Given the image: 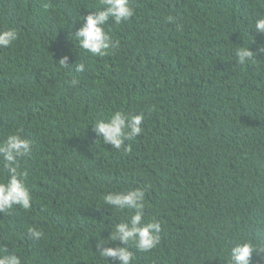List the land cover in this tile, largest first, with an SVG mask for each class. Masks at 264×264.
<instances>
[{
	"label": "trees",
	"instance_id": "1",
	"mask_svg": "<svg viewBox=\"0 0 264 264\" xmlns=\"http://www.w3.org/2000/svg\"><path fill=\"white\" fill-rule=\"evenodd\" d=\"M129 4V20L102 26L118 46L98 57L75 33L100 0H0V29L18 32L0 48V142L17 130L31 141L20 171L32 196L30 209L0 213V249L22 264H108L97 239L135 209L102 197L136 187L159 245H101L129 247L134 264H227L235 243L264 247V34L253 30L264 0ZM242 46L253 62L239 63ZM117 110L145 116L130 152L94 131ZM252 264L264 261L254 253Z\"/></svg>",
	"mask_w": 264,
	"mask_h": 264
},
{
	"label": "clouds",
	"instance_id": "2",
	"mask_svg": "<svg viewBox=\"0 0 264 264\" xmlns=\"http://www.w3.org/2000/svg\"><path fill=\"white\" fill-rule=\"evenodd\" d=\"M134 15L129 0H100V6L94 13L81 16L82 26L76 31L77 46L91 53L93 56L104 57L110 54L112 48L118 46V41L113 43L110 34L102 27L111 18L116 24L129 20ZM253 30L264 34V15L258 17L253 25ZM18 39L16 29L6 27L0 29V48L10 47ZM254 41V38H253ZM252 41V42H253ZM257 53L264 55V45L257 46ZM235 55L239 63L253 62L256 53L248 46L238 47ZM69 57L63 56L59 60L62 67L67 65ZM83 70V64L77 67V71ZM71 83L77 84L73 78ZM145 116L143 113L133 114L122 110L114 111L107 120H97L94 123L95 133L102 137L104 144H110L112 148L130 152L131 147L125 146V141L134 140L144 129L141 127ZM31 141L25 138L19 130L13 131L0 142V171L6 173V178L0 179V213L11 210L19 205L25 210L30 209L32 196L26 185L27 172L20 171L21 158L30 155ZM146 187L129 188L126 190L110 191L103 195L104 205L113 206L120 212L135 209L128 216L129 222L124 218L114 226L107 239H97V253L99 257L108 261L109 258L118 260L120 264H134V253L129 247L117 245L115 247H101L119 240L124 245L131 242L132 246L140 252H148L156 248L160 243L161 224L155 218H145ZM34 239H40L43 232L35 227L27 229ZM260 261H264V247L254 245L251 241L235 243L230 250L227 264H252L253 254ZM0 264H22L16 254H7L6 248L0 249Z\"/></svg>",
	"mask_w": 264,
	"mask_h": 264
}]
</instances>
